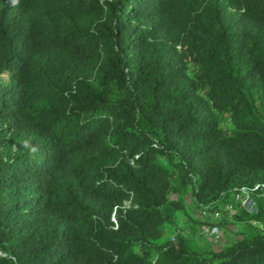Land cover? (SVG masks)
<instances>
[{
  "label": "trees",
  "instance_id": "1",
  "mask_svg": "<svg viewBox=\"0 0 264 264\" xmlns=\"http://www.w3.org/2000/svg\"><path fill=\"white\" fill-rule=\"evenodd\" d=\"M256 184L264 0H0V264H264L166 233Z\"/></svg>",
  "mask_w": 264,
  "mask_h": 264
},
{
  "label": "rangeland",
  "instance_id": "2",
  "mask_svg": "<svg viewBox=\"0 0 264 264\" xmlns=\"http://www.w3.org/2000/svg\"><path fill=\"white\" fill-rule=\"evenodd\" d=\"M222 126L226 128L231 127L229 120L222 122ZM185 203L184 209L176 212L173 222L168 223L166 226V233L170 238H174L177 233H181L184 236L186 243L195 248L205 249H219L230 245L235 240L241 238L244 233H251L253 227L259 226V223L254 220H239L234 218L231 214H224L220 221L221 239L218 242L212 243L201 231V225L198 217L199 208L193 202L190 191L181 194ZM172 196H178L177 192H174ZM260 197L257 198L260 200ZM253 198L256 199L253 194ZM232 204H237L235 200L229 198L227 201ZM233 220V221H232ZM264 225V224H263Z\"/></svg>",
  "mask_w": 264,
  "mask_h": 264
},
{
  "label": "built area",
  "instance_id": "3",
  "mask_svg": "<svg viewBox=\"0 0 264 264\" xmlns=\"http://www.w3.org/2000/svg\"><path fill=\"white\" fill-rule=\"evenodd\" d=\"M260 185L256 184L253 187L242 186L238 188L233 195V199L237 202L236 205L224 202L218 207L206 205H201L199 207V219L207 220L201 224V231L209 241H212V243L220 241L222 229L218 223L222 220L224 214L232 215L237 212L238 209L244 210L250 214H257L258 208L253 198V194ZM259 226L264 228L262 223H259Z\"/></svg>",
  "mask_w": 264,
  "mask_h": 264
},
{
  "label": "clouds",
  "instance_id": "4",
  "mask_svg": "<svg viewBox=\"0 0 264 264\" xmlns=\"http://www.w3.org/2000/svg\"><path fill=\"white\" fill-rule=\"evenodd\" d=\"M13 2L15 3V0H13Z\"/></svg>",
  "mask_w": 264,
  "mask_h": 264
}]
</instances>
